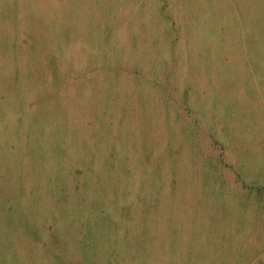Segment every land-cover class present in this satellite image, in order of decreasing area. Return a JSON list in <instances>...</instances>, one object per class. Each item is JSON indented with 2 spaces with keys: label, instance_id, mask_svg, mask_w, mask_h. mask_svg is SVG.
Instances as JSON below:
<instances>
[{
  "label": "rangeland",
  "instance_id": "374dc122",
  "mask_svg": "<svg viewBox=\"0 0 264 264\" xmlns=\"http://www.w3.org/2000/svg\"><path fill=\"white\" fill-rule=\"evenodd\" d=\"M0 264H264V0H0Z\"/></svg>",
  "mask_w": 264,
  "mask_h": 264
}]
</instances>
